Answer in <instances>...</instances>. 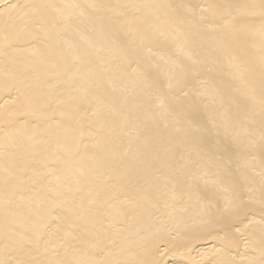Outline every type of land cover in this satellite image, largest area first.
Masks as SVG:
<instances>
[{
  "label": "bare ground",
  "instance_id": "obj_1",
  "mask_svg": "<svg viewBox=\"0 0 264 264\" xmlns=\"http://www.w3.org/2000/svg\"><path fill=\"white\" fill-rule=\"evenodd\" d=\"M155 1L0 0V264H264V0Z\"/></svg>",
  "mask_w": 264,
  "mask_h": 264
},
{
  "label": "rangeland",
  "instance_id": "obj_2",
  "mask_svg": "<svg viewBox=\"0 0 264 264\" xmlns=\"http://www.w3.org/2000/svg\"><path fill=\"white\" fill-rule=\"evenodd\" d=\"M228 1H230V0H217V1H215V2H213V5H224V4H226ZM237 3L238 4H240L242 7H243V14H242V19L243 20H249V19H251L252 18V14H251V8L250 7H248V0L247 1H245V2H243V1H241V0H237ZM157 5V3H156V1L155 0H150V7L151 8H153L154 9V7ZM167 6H169V5H167ZM167 6H164V7H162V9H164L165 7H167ZM176 12H181L182 14H183V16L185 17V18H188L189 17V11H188V6H185V7H183L182 9H177L176 7H170L169 9H167L165 12H164V14H176ZM161 17V16H160ZM159 17V18H160ZM158 18V19H159ZM150 19H152V20H154V16L153 17H150ZM263 23H264V20H263ZM160 29H162V30H170V27H169V25L168 24H161V26H160ZM147 50L151 53V54H155V52L152 50V49H150L149 47H147ZM192 77H193V79H192ZM198 78H196V77H194V76H192L191 74L189 75V77L187 78V80L186 81H184V82H182V84H187V83H189L188 81H190V82H192V81H195V80H197ZM181 84V86H177V85H174L173 86V84L171 83L170 84V86H169V88L171 89V90H175V91H178V92H180L181 93V91H182V89L184 88V85H182ZM57 86H58V84H57ZM47 100L49 101V103H48V105H51L50 106V108H49V106H47L46 108H45V110L43 111V112H50L51 113V120H53V121H55L56 119H57V115L58 116H60V118H62V115L61 114H57L56 113V111H57V109H61V108H63L64 106H65V104H62L61 105V103L60 102H58V101H55L53 98H47ZM54 104H57L58 105V108L57 107H55V105ZM57 114V115H56ZM43 125H44V123H43ZM42 125V126H43ZM3 147H4V145L2 144V143H0V151L3 149ZM40 157V156H39ZM52 163L53 162H51L50 163V165L49 166H51L52 165ZM37 164V163H36ZM36 164H33L34 166H33V168L31 169V171H25V173H26V175L28 176V177H34L35 178V176H37L38 175V179L36 180V185L34 186V188H35V190H36V188L39 186L38 185V183H40L41 181L43 182V183H45L46 185H47V188L50 190V194L48 195V196H50V197H52L55 193H56V191H57V187L54 185V183H53V179H54V177L52 176V173H54L53 172V168L51 167V168H48L49 169V171H48V173H43L42 171H44V170H46L44 167H42L41 165H37L36 166ZM42 172V173H41ZM37 191V190H36ZM38 192V191H37ZM59 192V191H58ZM54 196H58V195H54Z\"/></svg>",
  "mask_w": 264,
  "mask_h": 264
}]
</instances>
